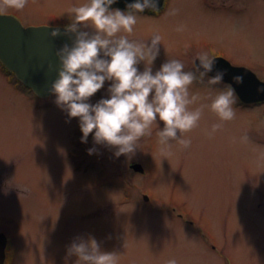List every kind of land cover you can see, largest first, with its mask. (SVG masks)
<instances>
[{
  "label": "rangeland",
  "instance_id": "1",
  "mask_svg": "<svg viewBox=\"0 0 264 264\" xmlns=\"http://www.w3.org/2000/svg\"><path fill=\"white\" fill-rule=\"evenodd\" d=\"M82 2L27 0L17 9L0 0V14L25 27H64L70 8ZM166 5L160 17L139 14L134 31L125 33L149 42L161 34L153 72L168 58L194 71L184 44L207 42L235 64L248 62L264 81V0ZM171 9L178 11L168 14ZM110 83L90 101L107 96ZM218 88L194 80L190 91L200 99L189 107L210 105ZM217 121L206 107L183 133L191 145L173 141L166 154L157 136L164 122L157 119L131 157H117L115 147L95 144L93 134L82 143L79 118L69 119L54 95L39 99L0 69V233L8 238L9 264H74L78 257L67 256V247L93 236L102 250L119 253L118 264H167L171 258L178 264H264V103L236 102L235 118L210 135ZM245 134L247 142L240 139ZM91 147L96 152L90 155ZM136 163L144 174L131 168Z\"/></svg>",
  "mask_w": 264,
  "mask_h": 264
},
{
  "label": "clouds",
  "instance_id": "2",
  "mask_svg": "<svg viewBox=\"0 0 264 264\" xmlns=\"http://www.w3.org/2000/svg\"><path fill=\"white\" fill-rule=\"evenodd\" d=\"M12 6L23 9L27 0H10ZM117 0H84L70 8V22L64 26V34L71 43L57 49L60 61L57 78L49 91L55 103L66 111L69 119L79 118L81 142L87 143L93 134L95 144L115 147V156L131 157L144 136L152 134L157 119L164 122L157 136L161 151L168 154L172 142L189 147L191 138L184 132L195 127L204 109L210 107L219 117L211 125L209 134L222 128L223 122L236 116L237 96L231 85L216 89L210 105L199 104L198 93L190 91L194 80L207 77L209 85L223 82L224 72L216 69L215 56L209 51L197 54L196 71L185 70L180 59H167L153 72V65L160 54V33H154L149 41L130 39L138 15L151 9L159 12L158 0H131L126 9L113 8ZM178 10L171 9L168 14ZM178 30H183L180 26ZM61 34L55 27L51 35ZM144 63L141 70L139 64ZM198 73V75H197ZM214 73V74H213ZM243 77L236 76L241 82ZM106 81L108 95L92 103L91 98L102 89ZM178 133H180L178 135ZM247 142V134L240 138ZM96 152L95 147L88 149ZM75 255L74 264H118L119 253L104 251L97 239H79L67 247V256ZM167 264H178L175 258Z\"/></svg>",
  "mask_w": 264,
  "mask_h": 264
},
{
  "label": "water",
  "instance_id": "3",
  "mask_svg": "<svg viewBox=\"0 0 264 264\" xmlns=\"http://www.w3.org/2000/svg\"><path fill=\"white\" fill-rule=\"evenodd\" d=\"M130 2L131 0H117L112 7L126 9ZM161 2L162 0H158V8L162 6ZM53 30V27H23L16 18L0 15V61L22 84L42 99L52 94L49 89L60 70L57 49L65 43H71L70 35L64 34L63 28L56 37L51 35ZM216 69L224 72L223 82L234 87L242 103L264 101V82L252 71L234 67L220 59L216 60ZM236 76L243 77L242 81L237 82ZM131 168L136 172H143L139 164L132 165ZM5 246L6 238L0 234V264L5 260Z\"/></svg>",
  "mask_w": 264,
  "mask_h": 264
},
{
  "label": "flooded vegetation",
  "instance_id": "4",
  "mask_svg": "<svg viewBox=\"0 0 264 264\" xmlns=\"http://www.w3.org/2000/svg\"><path fill=\"white\" fill-rule=\"evenodd\" d=\"M166 3H167V0H164L163 2V6L161 9H159V12H154L152 11L151 9H146L144 13H142L141 15L145 16V17H150V18H157L159 17V15H161L162 12H164V10L166 9ZM203 3H204V0H203ZM210 7V6H208ZM210 8H213L215 10H225V9H231V8H226V7H222V8H214V7H210ZM183 46V45H182ZM184 48L187 50V52L189 51L190 54H192L193 56V68H194V71H196V67L194 66V62L197 59V54L200 53V52H203V51H209L210 54L214 55L215 58L217 57H221V58H224L226 60H228L231 64L235 65V66H243V67H246V68H249L251 70H253L248 64L246 63H239V64H235V62L233 60L230 59V57H227L226 54H223L221 53L220 51H217L216 49L213 48V46L207 42H197V43H192L190 44L189 46L188 45H185L184 44ZM184 48H183V52L184 51ZM1 69V67H0ZM254 71V70H253ZM2 69H1V73H2ZM255 72V71H254ZM198 74V73H197ZM204 79H207V77H205ZM219 85L225 87L227 86L228 84L224 83V82H221ZM108 88V87H107ZM239 106L243 107V105L237 103Z\"/></svg>",
  "mask_w": 264,
  "mask_h": 264
},
{
  "label": "bare ground",
  "instance_id": "5",
  "mask_svg": "<svg viewBox=\"0 0 264 264\" xmlns=\"http://www.w3.org/2000/svg\"><path fill=\"white\" fill-rule=\"evenodd\" d=\"M162 2H163V0H162ZM166 8H167V5H166ZM165 10H166V9H165ZM165 10H164V11H165ZM162 13H163V12H162ZM161 15H162V14H161ZM161 15H159V17H160ZM199 96H200V95H199ZM261 105H262V104H261ZM255 106H257V105H255ZM255 106H253V107H255Z\"/></svg>",
  "mask_w": 264,
  "mask_h": 264
}]
</instances>
